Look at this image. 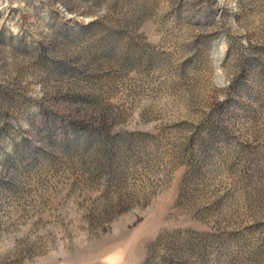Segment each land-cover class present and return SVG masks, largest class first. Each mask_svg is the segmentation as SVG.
I'll return each mask as SVG.
<instances>
[{"label": "rangeland", "instance_id": "obj_1", "mask_svg": "<svg viewBox=\"0 0 264 264\" xmlns=\"http://www.w3.org/2000/svg\"><path fill=\"white\" fill-rule=\"evenodd\" d=\"M0 264H264V0H0Z\"/></svg>", "mask_w": 264, "mask_h": 264}]
</instances>
